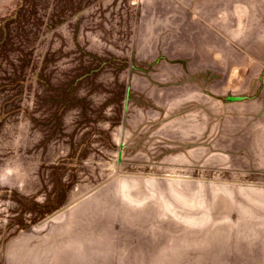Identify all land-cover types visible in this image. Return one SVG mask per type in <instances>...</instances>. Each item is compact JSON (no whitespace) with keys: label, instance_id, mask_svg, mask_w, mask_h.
<instances>
[{"label":"rangeland","instance_id":"1","mask_svg":"<svg viewBox=\"0 0 264 264\" xmlns=\"http://www.w3.org/2000/svg\"><path fill=\"white\" fill-rule=\"evenodd\" d=\"M0 264H264V0H0Z\"/></svg>","mask_w":264,"mask_h":264}]
</instances>
